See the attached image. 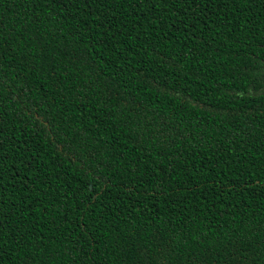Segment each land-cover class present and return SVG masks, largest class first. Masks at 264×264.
Masks as SVG:
<instances>
[{"label": "trees", "instance_id": "trees-1", "mask_svg": "<svg viewBox=\"0 0 264 264\" xmlns=\"http://www.w3.org/2000/svg\"><path fill=\"white\" fill-rule=\"evenodd\" d=\"M264 0H0V264H264Z\"/></svg>", "mask_w": 264, "mask_h": 264}, {"label": "snow or ice", "instance_id": "snow-or-ice-1", "mask_svg": "<svg viewBox=\"0 0 264 264\" xmlns=\"http://www.w3.org/2000/svg\"><path fill=\"white\" fill-rule=\"evenodd\" d=\"M261 88H264V84H261Z\"/></svg>", "mask_w": 264, "mask_h": 264}]
</instances>
